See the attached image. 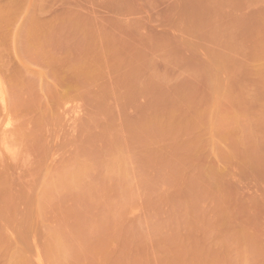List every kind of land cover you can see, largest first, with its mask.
I'll use <instances>...</instances> for the list:
<instances>
[{"label":"rangeland","instance_id":"rangeland-1","mask_svg":"<svg viewBox=\"0 0 264 264\" xmlns=\"http://www.w3.org/2000/svg\"><path fill=\"white\" fill-rule=\"evenodd\" d=\"M0 264H264V0H0Z\"/></svg>","mask_w":264,"mask_h":264}]
</instances>
